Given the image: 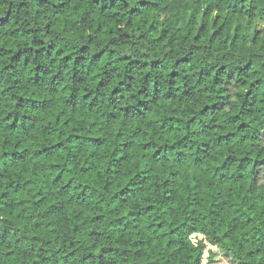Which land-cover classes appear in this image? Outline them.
Segmentation results:
<instances>
[{"label": "trees", "instance_id": "trees-1", "mask_svg": "<svg viewBox=\"0 0 264 264\" xmlns=\"http://www.w3.org/2000/svg\"><path fill=\"white\" fill-rule=\"evenodd\" d=\"M264 264V0H0V264Z\"/></svg>", "mask_w": 264, "mask_h": 264}, {"label": "rangeland", "instance_id": "rangeland-1", "mask_svg": "<svg viewBox=\"0 0 264 264\" xmlns=\"http://www.w3.org/2000/svg\"><path fill=\"white\" fill-rule=\"evenodd\" d=\"M213 264H230L225 258L218 256Z\"/></svg>", "mask_w": 264, "mask_h": 264}]
</instances>
